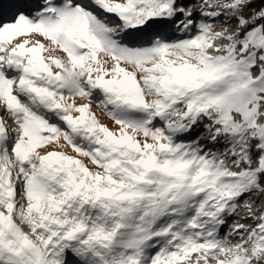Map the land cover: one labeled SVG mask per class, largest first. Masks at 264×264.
I'll list each match as a JSON object with an SVG mask.
<instances>
[{"label": "snow or ice", "instance_id": "1", "mask_svg": "<svg viewBox=\"0 0 264 264\" xmlns=\"http://www.w3.org/2000/svg\"><path fill=\"white\" fill-rule=\"evenodd\" d=\"M0 264H264V0H0Z\"/></svg>", "mask_w": 264, "mask_h": 264}, {"label": "rangeland", "instance_id": "2", "mask_svg": "<svg viewBox=\"0 0 264 264\" xmlns=\"http://www.w3.org/2000/svg\"><path fill=\"white\" fill-rule=\"evenodd\" d=\"M95 108V105H93ZM99 119L101 120L102 123L108 124L110 127L112 126L111 121L108 120L107 116L103 115L102 113H99V110L97 109Z\"/></svg>", "mask_w": 264, "mask_h": 264}]
</instances>
